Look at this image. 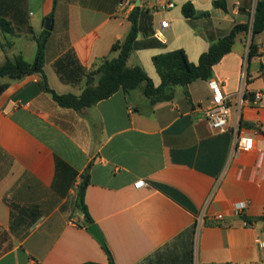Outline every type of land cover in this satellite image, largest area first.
I'll use <instances>...</instances> for the list:
<instances>
[{
    "label": "crops",
    "instance_id": "crops-1",
    "mask_svg": "<svg viewBox=\"0 0 264 264\" xmlns=\"http://www.w3.org/2000/svg\"><path fill=\"white\" fill-rule=\"evenodd\" d=\"M213 1L0 0L3 19L19 9L39 34L51 19L43 75L59 95H79L85 80L62 83L54 62L72 51L91 72L115 58L111 46L129 33L135 7L151 17L162 46L133 51L127 66L141 67L155 87V55L181 49L197 64L234 25H248L209 79L173 87L167 101L151 102L141 83L76 111L57 105L41 74L0 79L8 82L0 94V264H108L76 205L85 179L84 204L113 264H264V100L239 111L235 97L243 84L247 94L264 92V31L251 34L252 0H225L226 11ZM187 2L209 16L188 21ZM8 35L0 28V65L23 58L6 55L15 46ZM22 35L34 38L12 36ZM251 44L256 53L247 60ZM210 80L233 96L224 133L204 115ZM236 130L254 139L253 150L232 155ZM138 181L145 186L135 188ZM241 201L247 208L238 216L233 205Z\"/></svg>",
    "mask_w": 264,
    "mask_h": 264
},
{
    "label": "trees",
    "instance_id": "trees-1",
    "mask_svg": "<svg viewBox=\"0 0 264 264\" xmlns=\"http://www.w3.org/2000/svg\"><path fill=\"white\" fill-rule=\"evenodd\" d=\"M212 5L214 8L226 11L225 0H214ZM181 12L188 21L209 16L207 12L197 14L190 2L182 6ZM2 13L0 10V28L2 32L11 35L16 34V32H30L31 29L27 26V21L22 11L17 9L15 14L11 15L12 20L3 19L4 14ZM128 19L131 23L129 33L124 40L116 41L111 46V52L117 53V56L112 59L105 58L96 70L86 72L72 51L66 52L54 62L53 68L62 83L77 85L83 79L85 80V87L79 95H59L49 89L43 75L44 52L49 37V31L46 30H43L40 37L36 40V55L33 62L27 63L20 55L14 57L13 60L7 59L0 65V79L17 80L27 75L41 74L44 90L52 95L57 105L76 111L92 107L97 102L109 98L117 91L128 93L141 83H145L144 95L151 102L167 101L172 97L171 90L173 87H187L195 80L209 79L213 66L225 54L230 52L236 35L240 32L248 31L247 24L234 25L228 34L213 42L208 50L200 55L197 64L190 63L185 52L181 49L155 55L152 58V63L160 79L159 86L155 87L152 80L141 67L135 66L130 68L127 66V60L135 50L158 48L162 44L154 38L151 17L145 12L135 7L129 14ZM262 31H264V0H258L254 8L251 34L254 36ZM255 53L256 48L251 44L247 60L253 57ZM95 76H99V79L97 84L93 85ZM7 86L8 82L0 83V94ZM87 183L88 180L85 179L80 185L76 201L77 207L83 212L84 221L86 222L83 225L85 227L94 224L84 204V189ZM246 224H249L248 221H246ZM103 249L107 254L108 264H113L111 254L106 246H103Z\"/></svg>",
    "mask_w": 264,
    "mask_h": 264
},
{
    "label": "built area",
    "instance_id": "built-area-1",
    "mask_svg": "<svg viewBox=\"0 0 264 264\" xmlns=\"http://www.w3.org/2000/svg\"><path fill=\"white\" fill-rule=\"evenodd\" d=\"M167 8H172L173 4L168 2L166 4ZM167 22H161V28L167 27ZM154 38L158 41L162 40V35L160 32H155L153 34ZM245 76L243 74V80ZM208 85L211 91V99H210V106L206 109L204 115L208 121L210 128L217 133H224L227 131L228 128V120H229V112L230 106L233 100L232 95L224 94L221 90L218 83L214 81H208ZM235 97L237 98L238 102V109L239 111L245 104H253L256 105L260 101L264 100V92H256L253 94H247L244 89V84L240 88V90L236 93ZM254 139L250 136L242 135L238 132V130L234 131L233 135V156H237L243 152H249L254 148ZM145 186L144 181H138L134 184L135 188H142ZM247 208L246 202H236L233 205L234 213L238 216H241L243 212ZM205 214V208L201 211V214L198 216L197 221L200 222L203 220ZM216 220L222 219L221 214L215 215ZM260 247L264 248V243L259 244Z\"/></svg>",
    "mask_w": 264,
    "mask_h": 264
},
{
    "label": "rangeland",
    "instance_id": "rangeland-1",
    "mask_svg": "<svg viewBox=\"0 0 264 264\" xmlns=\"http://www.w3.org/2000/svg\"><path fill=\"white\" fill-rule=\"evenodd\" d=\"M258 0H252V4L256 5ZM29 35H33L34 38L31 37H27V36H19V37H15L12 35H8L7 36V40H12L13 42H15V46L11 47V48H6L5 53L6 55L11 58L12 55H16L18 53V51L22 52L23 55V59L27 62V63H32L35 55H36V40L40 37V34L37 31V28H35V30L33 31V29L31 28L30 32H28ZM1 39V38H0ZM2 61V59L0 60V62Z\"/></svg>",
    "mask_w": 264,
    "mask_h": 264
},
{
    "label": "water",
    "instance_id": "water-1",
    "mask_svg": "<svg viewBox=\"0 0 264 264\" xmlns=\"http://www.w3.org/2000/svg\"><path fill=\"white\" fill-rule=\"evenodd\" d=\"M44 29L46 31H49L51 29V19L45 20ZM84 223H86V222L84 221ZM87 230L101 244V246H105L104 239H103L100 231L98 230V228L95 224L87 225Z\"/></svg>",
    "mask_w": 264,
    "mask_h": 264
}]
</instances>
